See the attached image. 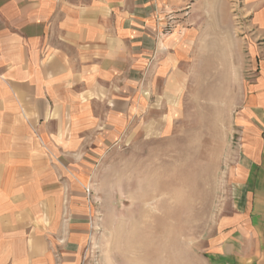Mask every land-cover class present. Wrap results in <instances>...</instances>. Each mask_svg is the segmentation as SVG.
Masks as SVG:
<instances>
[{
	"label": "crops",
	"instance_id": "obj_1",
	"mask_svg": "<svg viewBox=\"0 0 264 264\" xmlns=\"http://www.w3.org/2000/svg\"><path fill=\"white\" fill-rule=\"evenodd\" d=\"M186 2L0 0V264H84L91 227L77 168L125 136L145 81L185 53L164 21ZM230 7L247 77L232 211L209 250L217 264H264V0Z\"/></svg>",
	"mask_w": 264,
	"mask_h": 264
},
{
	"label": "rangeland",
	"instance_id": "obj_2",
	"mask_svg": "<svg viewBox=\"0 0 264 264\" xmlns=\"http://www.w3.org/2000/svg\"><path fill=\"white\" fill-rule=\"evenodd\" d=\"M197 1L164 21L166 35L185 36V53L145 81L125 136L82 156L84 264H217L209 244L232 211L234 114L248 58L231 20L238 0Z\"/></svg>",
	"mask_w": 264,
	"mask_h": 264
}]
</instances>
